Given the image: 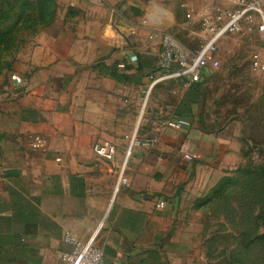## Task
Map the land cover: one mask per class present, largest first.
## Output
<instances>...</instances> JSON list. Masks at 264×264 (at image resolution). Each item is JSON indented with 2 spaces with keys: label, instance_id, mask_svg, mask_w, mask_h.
<instances>
[{
  "label": "crops",
  "instance_id": "obj_1",
  "mask_svg": "<svg viewBox=\"0 0 264 264\" xmlns=\"http://www.w3.org/2000/svg\"><path fill=\"white\" fill-rule=\"evenodd\" d=\"M19 1L7 29L32 33L16 40L23 84L0 91V264H66V234L93 241L103 264H192L185 198L206 199L216 170H255V153L243 123L215 131L201 120L212 68L195 84L148 88L166 35L190 49L210 37L199 16L209 10L212 23L215 0ZM177 119L188 126L165 124ZM131 138L128 183L115 189ZM95 142L115 144L114 159ZM183 143L196 159L182 158Z\"/></svg>",
  "mask_w": 264,
  "mask_h": 264
},
{
  "label": "rangeland",
  "instance_id": "obj_2",
  "mask_svg": "<svg viewBox=\"0 0 264 264\" xmlns=\"http://www.w3.org/2000/svg\"><path fill=\"white\" fill-rule=\"evenodd\" d=\"M20 2L0 0V91L10 86L12 74L22 80L17 73L21 62L15 60L16 40L32 32L7 29L18 18ZM215 2L218 11L233 8L230 0ZM262 9L264 12V5ZM256 54L264 65V36L257 29L256 18L243 23L239 33L221 36L216 44L218 65L206 79L201 120L215 131L233 120L243 123L255 153L254 159L250 158L255 170H237L231 175L214 171L204 182L215 184L216 189L203 191L206 201L200 204L196 199L200 191L188 193L179 232L190 249L185 257L192 264H264V170H256L262 161L258 151L264 147V68H253ZM139 144L132 138L127 144L120 160L125 161V170L129 169L132 148ZM223 183L226 186L221 189ZM209 197L214 200L207 201Z\"/></svg>",
  "mask_w": 264,
  "mask_h": 264
},
{
  "label": "built area",
  "instance_id": "obj_3",
  "mask_svg": "<svg viewBox=\"0 0 264 264\" xmlns=\"http://www.w3.org/2000/svg\"><path fill=\"white\" fill-rule=\"evenodd\" d=\"M233 8L225 11H216L214 20L210 23L209 10H203L200 19L210 37L202 41L197 48L190 49L182 45L172 35H166L162 43V62L158 69V75L152 76L148 90L156 83L170 79H182L187 85L199 82L205 71L216 67L218 61L215 57L216 44L218 39L225 34L239 33L245 22H253L257 19V29L264 36V0H230ZM135 60L134 57L131 58ZM121 67L123 65H120ZM252 66L254 69H263L264 65L259 55H253ZM11 79L17 86L23 84L19 77L12 74ZM168 127L182 129L188 126L184 120H168L165 123ZM92 152L107 161H112L116 153V146L111 142H95L92 145ZM179 153L184 160H194L195 154L189 152L187 143L181 144ZM125 161L119 167V178L115 189L126 185L128 179L124 176ZM163 203L160 204L162 206ZM64 242L70 246V251L61 255L66 264H103L104 253L93 241H81L71 234L64 236Z\"/></svg>",
  "mask_w": 264,
  "mask_h": 264
}]
</instances>
